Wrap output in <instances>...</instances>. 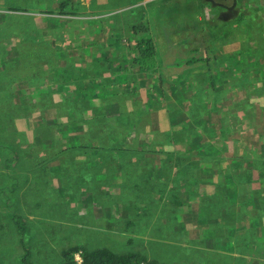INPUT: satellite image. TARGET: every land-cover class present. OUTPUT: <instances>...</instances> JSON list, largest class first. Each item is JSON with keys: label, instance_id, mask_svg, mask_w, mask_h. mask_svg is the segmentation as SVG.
I'll return each mask as SVG.
<instances>
[{"label": "rangeland", "instance_id": "obj_1", "mask_svg": "<svg viewBox=\"0 0 264 264\" xmlns=\"http://www.w3.org/2000/svg\"><path fill=\"white\" fill-rule=\"evenodd\" d=\"M57 1L20 0L18 6H32L24 13L0 0V30L12 34L0 38V264H61V250L73 245L152 258L164 241L182 238V229L202 232L192 226L210 200L199 191L206 179L224 172L233 193L248 182L241 176L245 164L264 152V0H77L72 11L80 8L68 16L59 15ZM5 13L7 21L22 16L14 18L17 26L2 24ZM138 37L155 42L159 62L151 79L136 61ZM58 76L71 84L103 82L123 105L75 101L72 89L60 91ZM46 87L50 92L34 91ZM192 119L199 121L196 131H189ZM24 120L34 123L31 140L18 130ZM107 126L124 141L110 144ZM181 127L185 135L177 140ZM130 144L135 159L124 167L113 150ZM71 158L91 171L84 184V170L71 166ZM120 163L128 172L124 183ZM11 209L27 223L22 236L5 215ZM230 213L237 221L245 217L240 209ZM126 219L135 222L126 235L138 233V242L117 234ZM160 253L166 264L218 262L208 251ZM74 259L80 262L78 254Z\"/></svg>", "mask_w": 264, "mask_h": 264}, {"label": "crops", "instance_id": "obj_2", "mask_svg": "<svg viewBox=\"0 0 264 264\" xmlns=\"http://www.w3.org/2000/svg\"><path fill=\"white\" fill-rule=\"evenodd\" d=\"M74 1L78 2L77 0ZM226 1L221 0L224 3ZM69 2L73 3L72 0H69ZM73 5L75 4L73 3ZM27 121L28 123L24 120L23 125L26 126L18 128V130L24 133L27 140H31L34 123H31L30 120ZM41 122L38 123L40 124ZM78 140L79 142L81 141L80 139ZM40 152L39 150V154H41ZM245 166L247 167L244 171V176H246L248 182L238 183L236 185L238 186L237 189L235 188L233 193L230 190L228 195L223 189H218L219 186H222L221 184L224 186L226 184L224 176H221L220 173H217L212 179L205 180L204 186L199 190L201 191L200 196L210 199L212 209L209 212H205L207 210L206 207H200V213L205 215L201 218H204L206 223L202 225L200 222H197V226H192L194 229L198 226L200 229L203 228L199 235H191L189 233L190 230H183L181 228L182 238L164 241L154 257H145L148 260H155L159 264H166L165 259L167 257L163 258V255L160 253L162 249L172 256L175 255V257L208 251L213 253V258L218 261L217 264H237V260L241 258L243 262H240V264H264V247L260 251L254 249L255 243H264V178L260 177L257 168L252 166V164H245ZM209 186L210 191H207L209 190ZM242 195H245L246 199ZM238 209L245 212L244 219L237 221V219L233 218L232 213L225 214V211L237 212ZM104 232L106 235L111 233L109 230ZM132 235L135 237L131 235L130 237L138 242V233L135 232ZM170 246H174L175 248L169 250ZM221 259L224 260V263L220 262Z\"/></svg>", "mask_w": 264, "mask_h": 264}, {"label": "trees", "instance_id": "obj_3", "mask_svg": "<svg viewBox=\"0 0 264 264\" xmlns=\"http://www.w3.org/2000/svg\"><path fill=\"white\" fill-rule=\"evenodd\" d=\"M15 1H17V3ZM15 1L14 0H6V6H5V8L7 10H10V11H21V10L23 11V10H26L27 8L29 10L32 9L31 8L32 6L30 4H28L27 8H23V6L25 5V3H22L21 2V5H22V7H21L20 5L19 6L17 5V4L20 3V0H15ZM72 2L75 4L74 7H76L77 6L76 4H78V3L75 2L74 0H72ZM26 5H27V3H26ZM200 5H202V4H200ZM200 5L197 4L196 7L199 9L200 14H202V9H201V6ZM79 8H80V5H79L78 9ZM56 9H57L59 15H62V16L63 15L64 16H68L70 14H76V12L78 11V9H77L76 12L75 11H72V5L69 2V0H58L56 2ZM23 12L25 13V12H30V11H23ZM5 17H6V22H4L2 24L5 27H14V24H15V26H17V22L16 21L18 19H20L22 16L18 17L16 15H9V17H12L13 18L12 21H7L8 20V14H6ZM14 18H18V19H14ZM239 20H240L239 17H237L236 20H234L233 22L239 23ZM162 23H164V22H161L160 24H162ZM31 28H29V29H31ZM132 34L134 36V33H132ZM11 35L12 34H7V32L5 30H0V38L1 39L10 38ZM137 39L138 40H136L135 46H134V49H133L134 50V53L136 52V57H137L136 61L139 62L138 65L140 66L141 70L147 69V70H150L151 71L150 73H152V74L150 76H148V77H150L149 79H151V76H154L155 64H158V62H159V58L156 57V52H157L156 50L157 49H156V46H155V42H153L150 38L138 37ZM105 55H106V52L105 53L101 52L99 56H101L100 58H103L104 59ZM192 59H195V58L194 57H188L187 59H185V61L192 62ZM15 60H18V58L13 59L12 61L14 62ZM99 62L100 63H103L102 64V67L107 68L108 63H106L104 60L103 61H99ZM107 69H109V68H107ZM116 71H117L116 74H118L120 72V68L119 67L116 68ZM2 72L5 73V71L3 69H2ZM144 73H145V70H144ZM80 76H82V74L79 75V77ZM84 76L85 75H83V77ZM180 76H181V74L179 75V77ZM58 78H59V82H61V84H64L61 87V90L60 91L63 92L65 90V87H69L70 89L73 90V95L71 97H73L75 101L82 99L83 101H86L87 103H89L90 100L99 99V100H103L101 102L102 105L103 106H106L108 108L111 105H115V106L116 105L119 106L118 104L123 105L120 101L116 102L115 97L118 96V95H112L113 94V90L112 89H109L106 86H101L103 84V82H101V83L90 82L89 85H86V84H84V83H82L81 81L78 80V82L76 84H71V83L67 82L70 79L68 76L64 77L63 79L61 77H59V76H58ZM140 82H141V87L142 88H145L146 85H147V82H144V80H142ZM148 83H149V81H148ZM158 88H160V87H158ZM170 88L172 89L171 90L172 92L174 90H176V86H171ZM37 90H38V93L43 92V91L50 92L49 91L50 90V87H46L45 90H41V89H36L35 90L34 89V91H37ZM126 90H122V91H125L126 92ZM21 98L28 103V99L26 98V96L22 95ZM68 98H69V96L66 97V99H68ZM75 101H74V103H75ZM28 107L29 106H25V112L23 114H21V116H27L28 115L27 114L28 113ZM67 107L69 109H71L70 106L67 105ZM140 112H141V110H140ZM118 114H119V112H118ZM97 117H98L99 120L102 121V118L105 117V116L103 114H101V116L98 115ZM110 117H112V116H110ZM113 117L117 120V124H119L118 123L117 116L114 115ZM197 122H199V121L196 120V119H192L191 121H189V127H190V130L189 131H192L193 128H194V130L195 129L196 130L199 129V128H197V126L199 127L200 124L199 125L197 124V126H195V123H197ZM91 124L92 123H89V125H91ZM184 127L186 128L187 125H184ZM184 127H181L180 128L181 130L180 131L179 130L177 131V134L175 135V136H177V138H176L177 140H182V138H184V135H185V128ZM118 129L119 128H117V131H118ZM113 133H115V134H113ZM104 135L107 136V137H110V135H112L111 138H110V140L112 139L111 142H110V144H113V143L114 144H118V143H121V142L124 141V137L123 136L117 135V132H113L108 126L104 130ZM61 146H62V144H60V147ZM80 148H83V146L80 147ZM57 149H60V148L57 147ZM134 150H135V146L134 145H131V144H130L129 147H126V149H124V150H113V153L116 154V156H114L113 159L119 160L121 163H123L124 167L132 166V159H135V156H132L130 154H132L134 152ZM63 152H65L64 149L58 150V152L55 153V156L56 157L57 156H60V154H63ZM126 153L129 156L128 155H125ZM254 155L255 156H253L249 160V161L252 160L250 162V164H252V166H255L257 168L258 172L260 173V177L261 178H264V152H262V155L261 156H257V154H255V153H254ZM188 156H190V155H188ZM189 159L190 158L184 160L185 163L187 161H190ZM68 162L70 163L71 166H79L80 163H81V162H79V163L74 162L73 161V158H71V160L68 161ZM121 163L118 164V170H117V172L120 174V176L123 177V183H124L125 182L124 181L125 180L124 177H126L128 175V172H126L123 169V166H122ZM234 166H236V165H234ZM41 169H42V167L40 169H38V170H41ZM78 169H83L84 170V173L81 174L82 176H80V182L82 184H84L85 173H91V171H88L87 170V172H86V169L83 168L82 166L79 167ZM100 170H104L103 167H99V171ZM117 172L116 171L113 172V175H116ZM219 173L221 174V176H224L222 172H219ZM99 174L100 175H103V176L110 175V173H108V174H104V173L101 174V173H99ZM244 174L245 173L243 172V174L241 176L244 177ZM111 179H114V178L112 177ZM235 179L236 180H239V175L238 176H235ZM248 179H249V177H248ZM123 183H122V186H123ZM221 185L222 186L221 187L219 186L218 189L221 188V189H223L227 193L228 192V189H229L227 187V184H225V186L223 184H221ZM129 189L132 190L134 188L130 186ZM227 195H228V193H227ZM2 204L5 205L7 203L6 202H2ZM205 205H206V207L208 209V212H209V210L212 209L211 201L210 200L207 201L205 203ZM210 212H212V211H210ZM228 213H229V211L228 212L225 211V214H228ZM5 215L12 221L13 225L15 224L14 229L18 233V235L19 236H22L25 233V231H26L24 229L27 228L26 227V224L27 223L24 222V219L22 218V216L15 214L14 213V210H12V209H11V211H7L5 213ZM195 217H196V221L200 222V224L204 225L206 223L205 219L204 218H201L202 215L198 214ZM127 220H128V222H125V226L126 227L120 228V230H122L123 232H120V233H117V234L119 236L121 235V236L126 237V240L130 241L129 239H131V237L130 236H127L126 233L127 232H130L133 229L135 222L133 221V219H126V221ZM127 224L129 225L128 227H127ZM24 251H30V249H25ZM75 254H78V256L80 257V262H77L74 259V255ZM27 257H28V252H26L24 254L22 261H25ZM60 257H61L60 258L61 264H159L155 260H152V259L148 260L144 255L139 254V253H133V252H131V253H127V254H116V253H114L113 251H111L108 248H104L103 247V248L88 249V248H86L83 245H73V246H71L69 248H66V249L61 250Z\"/></svg>", "mask_w": 264, "mask_h": 264}, {"label": "bare ground", "instance_id": "obj_4", "mask_svg": "<svg viewBox=\"0 0 264 264\" xmlns=\"http://www.w3.org/2000/svg\"><path fill=\"white\" fill-rule=\"evenodd\" d=\"M137 59V58H136ZM139 63V62H138Z\"/></svg>", "mask_w": 264, "mask_h": 264}, {"label": "clouds", "instance_id": "obj_5", "mask_svg": "<svg viewBox=\"0 0 264 264\" xmlns=\"http://www.w3.org/2000/svg\"><path fill=\"white\" fill-rule=\"evenodd\" d=\"M80 258V257H79Z\"/></svg>", "mask_w": 264, "mask_h": 264}]
</instances>
